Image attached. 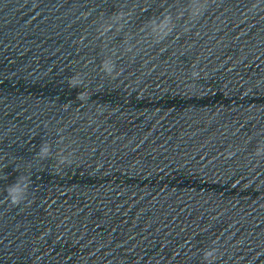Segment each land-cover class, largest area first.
<instances>
[{"label":"clouds","instance_id":"clouds-1","mask_svg":"<svg viewBox=\"0 0 264 264\" xmlns=\"http://www.w3.org/2000/svg\"><path fill=\"white\" fill-rule=\"evenodd\" d=\"M204 5H201L199 3V0H193L191 5H189L188 8L183 9L180 12V17L183 16L184 11H189V16L191 19H194L197 16V13L199 9L203 8ZM178 17V18H180ZM167 26L168 30L167 32H164L163 36L161 37L162 39L165 38L167 35H169L173 28H174V23L172 16L169 14L167 16H164L163 19L160 20V23L158 25L154 24V31H159L162 29V27ZM111 28V25L109 26H104L103 25V33L106 34ZM131 51V48L129 47L128 49ZM102 68L105 72L106 75L113 76V73H115L116 66L114 62L110 61H104L102 64ZM193 79H196L199 77V73L194 71L192 73ZM115 78V76H113ZM70 87H77L80 84L83 83L81 78H78L77 76L72 77L68 81ZM87 93L86 92H81L78 95V99L81 101H85L87 99ZM50 146L47 144H44L41 146L40 152L38 153V157L40 159H47L50 154ZM255 156L257 157H264V142H258L255 148L254 152ZM72 155L71 152L68 153V155H59L57 158L58 165H71L72 160L69 159V157ZM28 177H20L14 184L10 185L7 189L8 192V197L6 201H8L11 205L13 206H19L20 204L24 203L28 199H26L25 195L23 193L26 192L27 189V184L24 183V181L28 180ZM219 252V249L216 247H210L206 250L203 251L202 254V259L206 264H215V261L217 259V254Z\"/></svg>","mask_w":264,"mask_h":264}]
</instances>
